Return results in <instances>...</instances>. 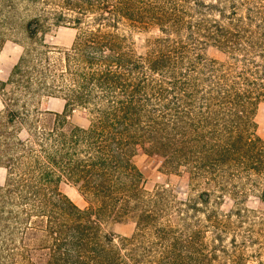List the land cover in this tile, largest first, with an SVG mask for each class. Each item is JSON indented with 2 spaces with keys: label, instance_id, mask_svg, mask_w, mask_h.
I'll return each instance as SVG.
<instances>
[{
  "label": "trees",
  "instance_id": "obj_1",
  "mask_svg": "<svg viewBox=\"0 0 264 264\" xmlns=\"http://www.w3.org/2000/svg\"><path fill=\"white\" fill-rule=\"evenodd\" d=\"M0 16L25 36L1 83L0 264H241L224 241L251 194L264 212V0H0ZM64 25L57 52L46 37ZM141 154L200 193H148ZM126 222L130 237L109 230Z\"/></svg>",
  "mask_w": 264,
  "mask_h": 264
},
{
  "label": "rangeland",
  "instance_id": "obj_2",
  "mask_svg": "<svg viewBox=\"0 0 264 264\" xmlns=\"http://www.w3.org/2000/svg\"><path fill=\"white\" fill-rule=\"evenodd\" d=\"M3 17L0 16V112L3 109L1 83L6 81L23 54V41L25 36L21 26L10 28L3 23ZM76 35V30L70 26L53 27V31L46 39L55 48L57 52L71 48ZM206 56L218 62L225 60V54L213 46H209L205 51ZM39 106L41 109L61 112L64 103L60 99L42 97ZM71 121L79 126L86 127L88 120L81 113H73ZM254 121L257 125L256 134L264 140V101H262L255 112ZM136 164L144 174L145 189L152 193L157 189L164 188L175 194L178 199L194 198L200 193L201 188L188 185L186 179L164 170L162 161L152 156L141 154L136 158ZM5 171L0 168V186L3 185ZM63 191L79 206H84L83 199L79 194L69 186H63ZM248 209L256 212L250 213L247 219L243 220L240 228L233 230L225 239L224 244L229 251L233 250V238L236 245L242 246L244 258L241 264H264V212L258 208V200L251 194L245 205ZM233 208V201L229 197L224 199L221 205V211L229 213ZM234 226L239 225L237 218L232 219ZM134 224L113 223L109 230L120 237H130L134 232ZM235 235V236H234ZM207 242L211 247L213 245V234L207 233ZM221 255V253H219ZM220 264H231L226 259L221 258Z\"/></svg>",
  "mask_w": 264,
  "mask_h": 264
}]
</instances>
